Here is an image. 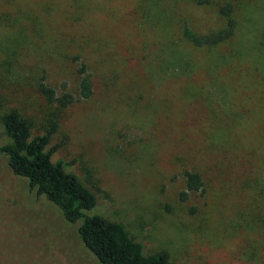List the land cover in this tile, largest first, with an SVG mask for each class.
Listing matches in <instances>:
<instances>
[{
  "label": "rangeland",
  "instance_id": "374dc122",
  "mask_svg": "<svg viewBox=\"0 0 264 264\" xmlns=\"http://www.w3.org/2000/svg\"><path fill=\"white\" fill-rule=\"evenodd\" d=\"M228 19L218 45L184 37ZM41 83L74 102H48ZM12 110L32 138L56 124L52 161L71 163L96 196L90 214L123 224L144 255L264 264V0H0V116ZM5 162L0 264H99Z\"/></svg>",
  "mask_w": 264,
  "mask_h": 264
},
{
  "label": "trees",
  "instance_id": "16d2710c",
  "mask_svg": "<svg viewBox=\"0 0 264 264\" xmlns=\"http://www.w3.org/2000/svg\"><path fill=\"white\" fill-rule=\"evenodd\" d=\"M234 23L228 19L226 27L211 35H197L187 26L184 37L196 47L218 45L233 34ZM81 76L79 100H86L92 92L91 77L84 64L78 68ZM40 91L48 102L65 108L74 102L71 94L55 96L54 90L44 83ZM0 124L8 142L0 145V159L15 176L27 181L31 191L44 197L60 212L65 222L76 227L82 245L95 257L99 264H173L166 252L144 255L141 243L134 241L125 226L108 221L97 214H90L97 203L96 196L73 173L65 168L71 163L52 161L59 144L47 149L51 136L56 131L52 124L42 135L31 137L29 123L16 110L0 116ZM186 189L198 191L202 182L197 174L185 173ZM186 193H182V198Z\"/></svg>",
  "mask_w": 264,
  "mask_h": 264
}]
</instances>
